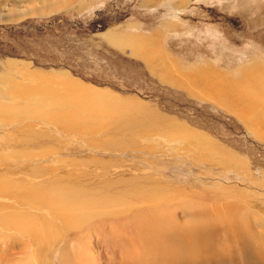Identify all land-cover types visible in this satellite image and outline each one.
<instances>
[{"label":"rangeland","instance_id":"374dc122","mask_svg":"<svg viewBox=\"0 0 264 264\" xmlns=\"http://www.w3.org/2000/svg\"><path fill=\"white\" fill-rule=\"evenodd\" d=\"M115 26L156 33L159 54L109 44ZM261 68L264 0H82L0 23V106L18 111L0 113V264H201L211 237L217 264H255L233 222L264 238V103L232 84Z\"/></svg>","mask_w":264,"mask_h":264},{"label":"bare ground","instance_id":"6f19581e","mask_svg":"<svg viewBox=\"0 0 264 264\" xmlns=\"http://www.w3.org/2000/svg\"><path fill=\"white\" fill-rule=\"evenodd\" d=\"M82 0H2V5L4 6H7V11L4 12L2 11V13H0V23H6V22H16L17 20H19L20 18H23L27 15H45L47 13H49L50 11H53L55 9H65V8H69L75 4H79L81 3ZM150 1L152 0H142V2L144 4L146 3H149ZM126 25V24H125ZM116 27V26H115ZM121 27V26H120ZM119 26L116 27V28H120ZM105 35V36H104ZM103 36L105 38H108L110 43L115 45V46H120L121 48L124 47V44H126L127 46H129V49L131 50V53L132 55L136 56V57H140L141 59H145V60H150L151 58H154V56L156 54H159L158 53V50L156 49V42H155V37H147V38H142L141 40H134L133 38H131L130 36H126V35H123L121 33H111L110 30H108L107 32H105ZM144 60V61H145ZM256 68H260V67H256ZM262 69V68H261ZM264 71V69H262ZM243 73L240 75L241 78L239 77V82L238 84H235L233 83L232 84V88L233 90L235 91L236 89V92L241 90V87L243 85H248V87L251 89L250 92H248L247 94H245L243 96V99H247V98H253V106L252 108L256 109V107H258L260 104L264 103V82H260V81H253L251 82L250 80H247L245 81L244 78L250 76L248 73H245V70L242 71ZM167 75V74H166ZM191 76V75H189ZM169 77V76H168ZM165 78V77H164ZM192 78L197 81L199 79H201V77H198V76H192ZM168 79V78H167ZM173 80V79H172ZM243 82V83H242ZM211 85V84H210ZM205 88L208 87V85L206 86H203ZM225 87H229L228 85L225 86ZM229 90H227V94L228 96L226 95H223L225 96L224 98H220L219 100L221 102H226L228 101L229 104H234V102L236 101L234 98H232L230 95H231V91L232 89L229 87L227 88ZM207 90V94L209 97H213V96H217V95H220V92L219 91H215L213 92V90H210V88L206 89ZM205 91V90H204ZM263 96V97H262ZM218 97V96H217ZM217 99V98H216ZM49 101V100H48ZM49 104V103H48ZM236 104H237V101H236ZM236 104H234L233 107L236 106ZM4 108V107H3ZM13 109V108H12ZM39 110L37 109H29L28 107L25 108L24 111H22V113H26L27 115H33V116H41V117H47L48 116V112H46L45 108H38ZM14 114L15 113H18L17 110H14L13 111ZM11 111L10 108H4L2 110V106H0V113L2 114H11L13 113ZM259 114V115H258ZM256 114L257 117H261L264 116V110H262L260 113ZM262 115V116H261ZM246 116V114H245ZM253 116V115H252ZM49 117V116H48ZM199 139V138H198ZM199 144V143H198ZM201 144V143H200ZM72 193V192H71ZM70 193V194H71ZM77 195V193L75 194ZM65 200H69L70 202L73 200H70L68 198H66ZM85 200V199H84ZM86 201H88V199H86ZM76 202V201H75ZM67 204V201L65 202ZM74 203V202H73ZM72 203V204H73ZM69 204V203H68ZM67 204V205H68ZM71 204V205H72ZM90 204V203H89ZM103 204V203H102ZM74 205H82L83 206V203H75ZM91 205V204H90ZM89 206V205H88ZM75 207H78V206H75ZM86 207V206H85ZM66 208H68V206H66ZM72 209V208H70ZM76 210V209H74ZM71 212V211H70ZM78 219V218H77ZM235 219V218H234ZM73 221V222H72ZM72 225H70L72 228L76 227V224H75V220L72 219ZM232 221V220H231ZM70 222V223H71ZM247 222V221H246ZM68 223V222H67ZM235 223L234 226H236V224L238 223L239 224V227L235 230L234 232V245L237 243L239 246H240V249H239V252H240V255L243 256V259L244 260H253V262L256 261L255 264H257V261L260 262L259 264H264V238L262 239V236L258 235L259 233L261 232H256V231H251L250 228H253L251 227V225H245L244 222L242 221L241 223V220H236V222H233ZM199 226V225H198ZM197 226V227H198ZM201 227V226H200ZM233 228V227H232ZM177 229V228H176ZM196 229V228H195ZM184 230V228H183ZM211 230V229H210ZM150 231V230H149ZM177 231V230H175ZM200 231V230H199ZM132 232V231H131ZM146 232V231H145ZM199 233V232H198ZM215 233V232H213ZM256 233V234H255ZM209 234V233H208ZM250 234V235H249ZM207 236V234H205ZM215 235V234H214ZM181 236H186L188 237V234L187 232L185 231H182V235ZM206 236L202 237V238H205ZM216 236V235H215ZM249 236H251V240H252V243L253 244H257L258 246V258L261 259H256L257 257L255 256L256 254V250H253V249H250L249 248V244L248 243V239H249ZM200 237V238H201ZM210 237V236H209ZM207 238V237H206ZM184 239V238H183ZM179 239L178 243L182 242V244L184 245V243H186V239ZM189 241H187V244H190V243H193V239H194V236L192 234V237L191 238H187ZM198 240L199 237H197ZM196 239V241H198ZM205 240V239H204ZM240 240V242H239ZM195 241V242H196ZM203 241V239L201 240ZM229 241V240H228ZM211 251L213 253L212 256H208V253H207V256L206 257H203L205 258L201 264H217L219 263L220 261L223 262V254L221 251L224 252V250L220 247V245L218 244L217 240H216V237H211ZM257 242V243H256ZM206 243V242H205ZM204 243V244H205ZM250 243V241H249ZM252 243H251V246H252ZM181 244V243H180ZM207 244V243H206ZM205 244V245H206ZM221 249H219L218 245ZM216 245V246H215ZM233 245V246H234ZM183 247V246H181ZM205 247V246H204ZM218 247V248H217ZM253 247V246H252ZM203 248V247H202ZM235 248V246L233 247ZM185 249V247H184ZM219 249V250H218ZM188 250V249H187ZM197 250V248H196ZM199 252V251H198ZM198 252L196 253L197 255L195 256L194 258V262L193 264H198L197 262V259L200 260L202 258V256L204 255H200V253L198 254ZM209 252V251H208ZM231 252H234V249H232ZM237 252V250H236ZM218 257L220 260H218ZM229 258V257H228ZM242 258V257H241ZM189 259V258H188ZM193 259V258H192ZM242 259V260H243ZM65 260V259H64ZM165 260V259H164ZM237 260V259H236ZM234 260V264H239L238 261ZM255 260V261H254ZM190 261V260H189ZM196 261V262H195ZM233 261V260H232ZM221 262V263H222ZM192 263V261L190 262ZM248 263V262H247ZM224 264V263H223ZM233 264V263H232ZM249 264V263H248Z\"/></svg>","mask_w":264,"mask_h":264},{"label":"crops","instance_id":"0c3cea01","mask_svg":"<svg viewBox=\"0 0 264 264\" xmlns=\"http://www.w3.org/2000/svg\"><path fill=\"white\" fill-rule=\"evenodd\" d=\"M118 29H119V28H117V29L114 28V29H109V30H110L111 33H116V34H117V33H120V31H119ZM153 36H157L156 33H155V35L153 34L152 36H149V37L151 38V37H153ZM130 37L133 38L134 40H141V39H142V38H138V39H137V37H134V36H130ZM104 38H105V37H104ZM105 40H106V42H108L109 44H111L108 38H105ZM122 44L124 45L123 48H128V49H129V46H127V45L124 44V43H122ZM112 45H113V44H112ZM116 47H117V46H116ZM118 48H120V47H118ZM128 51H130V53H131V50H130V49H129ZM131 54H132V53H131ZM193 80H194V79H193Z\"/></svg>","mask_w":264,"mask_h":264}]
</instances>
